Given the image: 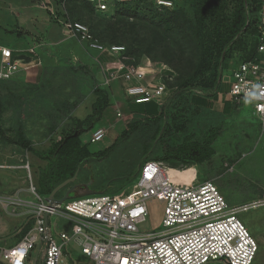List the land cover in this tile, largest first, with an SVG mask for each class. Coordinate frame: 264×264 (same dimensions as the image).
I'll list each match as a JSON object with an SVG mask.
<instances>
[{"label":"rangeland","instance_id":"374dc122","mask_svg":"<svg viewBox=\"0 0 264 264\" xmlns=\"http://www.w3.org/2000/svg\"><path fill=\"white\" fill-rule=\"evenodd\" d=\"M250 5L263 6L264 0ZM122 6L121 12L112 17L107 13V17L97 14L92 4L0 0V44L25 58L19 73L0 79V247L20 241L25 225L31 223V208L25 203L34 201L35 196L28 189L32 181L38 186L41 170L48 165L38 152L48 151L74 129L78 119L84 120L93 113L98 89L108 93L107 114L87 128L81 138L88 144L92 130L101 125L107 135L98 143L88 144L92 156L81 163L74 184L93 180L92 190L117 192L129 185L130 173L139 171L145 161L142 152L137 153L139 149L131 134L105 153H100V149L115 142L132 121L160 114L172 94L186 85L189 90L169 106L168 123L185 122L201 137L207 129L215 128L216 137L201 159H174L165 163L175 168L177 172L172 173L178 179L192 184L214 181L231 206L252 205L238 216L259 241L254 264H264V126L255 116L252 102H232L230 109L214 110L205 103L206 95L199 90L214 78L220 61L216 45L210 43L215 30L228 31L241 7L240 1L216 0L213 4L206 0H185L180 7L169 10L156 7L150 0L127 1L119 7ZM73 21L85 23L107 45H125V52L111 56L107 52L89 51L94 59L87 62L78 53L81 40L67 36L65 22ZM255 32L251 25L236 39L232 65L254 47ZM206 51L210 65L200 67L207 59ZM119 61L144 68L170 66L174 73L167 79L170 92L161 101L130 104L123 110L122 90L113 87V82L102 84ZM228 74L229 69H225L222 87L229 79ZM118 109L121 116L117 115ZM22 136L28 139L29 147L22 143ZM147 206L149 214L141 228L158 231L162 228L165 204L161 199L151 198ZM50 220L54 223L56 218ZM59 227L70 230L64 220L59 221ZM73 251L69 260L74 257ZM71 262L86 264L81 258ZM0 264H6L1 260V252Z\"/></svg>","mask_w":264,"mask_h":264},{"label":"built area","instance_id":"2783aa9c","mask_svg":"<svg viewBox=\"0 0 264 264\" xmlns=\"http://www.w3.org/2000/svg\"><path fill=\"white\" fill-rule=\"evenodd\" d=\"M83 1L99 12L114 13L119 3L132 0ZM150 1L160 9H172L183 0ZM65 24L67 34L91 49L111 56L123 55L126 50L124 45L101 42L81 21ZM258 39L263 57L231 65L229 95L234 103L252 102L254 114L264 126V6ZM23 59L14 49L0 44V79L19 73ZM173 75L168 65L144 68L119 61L107 82L123 78L126 97L141 105L166 97L170 92L166 79ZM106 135V129L98 126L92 130L89 143H98ZM172 171L177 172L163 161L148 160L121 191L74 196L63 202L40 194L31 180L28 190L35 200L25 203L31 208V227L20 241L0 247L1 260L6 264H71L67 258L77 245L91 264H254L259 241L238 216L252 205L231 206L214 181L192 184L178 179ZM151 198L165 204L158 231L141 228ZM51 218L56 221L52 223ZM61 220L70 230L59 227Z\"/></svg>","mask_w":264,"mask_h":264},{"label":"trees","instance_id":"16d2710c","mask_svg":"<svg viewBox=\"0 0 264 264\" xmlns=\"http://www.w3.org/2000/svg\"><path fill=\"white\" fill-rule=\"evenodd\" d=\"M59 2H74L80 3L81 5L89 6L91 3L85 2L83 0H58ZM185 0L181 3H177L174 8L180 7ZM240 9L236 11L232 24L228 31H222L217 28L214 33V38H212V45H216L215 49L220 55V61L218 65L216 64V69L214 71V78L208 81L205 87L201 90L206 97H214L222 89V76L225 69H230L231 67V55L233 51V44L236 39L247 32L252 25L255 29L254 34V47L249 50L247 56L241 61H249L255 58L261 59L263 54L258 51V34H259V23H260V12L263 6L251 8L250 3L256 2L257 0H239ZM152 2V1H151ZM215 4L216 0H206ZM123 3V2H122ZM122 3H119L114 13H108L109 17L115 16L117 13L121 12L123 9L119 7ZM93 5V4H92ZM94 6V5H93ZM172 8V9H174ZM96 9V8H95ZM169 10V9H164ZM97 14L107 16V13L97 11ZM107 16V17H108ZM82 22V21H81ZM91 31V30H90ZM92 32V31H91ZM93 33V32H92ZM103 42L102 40H100ZM104 43V42H103ZM117 44V43H115ZM107 45V44H106ZM112 45V44H110ZM121 45V44H119ZM125 46V45H124ZM126 47V46H125ZM209 51V49H207ZM206 51V54L207 52ZM205 61L200 64V67L207 65L209 66L210 57L207 54ZM240 62V61H238ZM237 62V63H238ZM204 64V65H203ZM170 67V66H169ZM174 74V73H173ZM221 79V81H220ZM166 82L167 79H166ZM168 84V83H167ZM168 87H171L168 84ZM190 88H195L191 87ZM176 90V89H175ZM189 90L186 85L178 88L166 101L164 108L160 114L155 116H148L142 120L132 121L127 129L123 130L115 140V142L108 148L99 151L100 153H105L121 138H127L130 134L135 137L136 146L138 147L137 153L142 152V159L145 161L141 166L148 160H158V161H169L174 159L182 160H199L204 155H206L211 143L216 137L215 128L207 129L205 135L201 137V133L192 131L193 129L187 125L185 122L180 124L168 123V110L169 106L175 98L179 97L183 92ZM99 98L95 101L93 105V113L89 115L84 120H77L76 126L70 132H67L63 137L52 145L46 152H38L40 158L48 161V165L41 170V176L38 181V186H36L37 191L40 194L50 195L51 192L61 183L67 179L72 178L81 166L84 160H87L92 156V152L88 147V144L84 143L81 138L82 133L91 128L98 120L102 118V115L106 108L109 106L108 93L104 89H98ZM146 103V104H151ZM155 103V102H153ZM233 104V103H232ZM235 106V105H234ZM233 107V105H232ZM87 123V125H86ZM78 132L77 135L75 133ZM22 143L29 147V141L24 136L21 137ZM167 164V163H166ZM141 168V167H140ZM140 171V169H139ZM139 171L130 173L128 178V184H130L135 177L138 175ZM73 183L67 185L57 192L56 198H61L68 187ZM125 185V186H127ZM64 191L63 195L60 193ZM121 191V189L119 190ZM107 192V191H104ZM118 192V191H117ZM31 227V223L25 225V233Z\"/></svg>","mask_w":264,"mask_h":264},{"label":"crops","instance_id":"0c3cea01","mask_svg":"<svg viewBox=\"0 0 264 264\" xmlns=\"http://www.w3.org/2000/svg\"><path fill=\"white\" fill-rule=\"evenodd\" d=\"M17 31H21V30H18ZM18 35H21L19 34V32H17ZM68 37L72 38V35H67ZM67 37V38H68ZM74 37V36H73ZM76 38V37H75ZM78 39V38H77ZM80 41V40H79ZM57 43V42H56ZM82 43V44H81ZM57 45H60V43H58ZM80 52H78L79 54H81L82 57L85 58V60L88 61H91L93 60L94 58L91 57L90 55V52L89 51H93V52H99L97 50H94V49H91L86 42L84 41H81L80 42ZM77 54V53H76ZM229 75V74H228ZM231 78H230V75H229V79L227 80L226 79V83H224L222 89L218 92V94L214 97H206V100H205V103H209V106H211L214 110H227V109H230L232 107V99L230 98V95H229V91H230V83H231ZM113 82V87H115L116 89H121L122 90V97H121V104L123 107H120L118 105V107L122 108L123 110H126L127 108V105H130V104H133V105H139V104H135V103H132L125 95V92H124V87L126 86V82L124 81L123 78H117V79H110L109 82H107V80H105L102 84H105L106 86L107 85H110V83ZM115 82V83H114ZM118 87V88H117ZM126 106V107H125ZM151 106V105H150ZM109 108V106H108ZM108 108H106V110H108ZM106 110L104 111L102 117H105V115L107 114ZM121 112L120 109H118V113ZM117 114V113H116ZM122 114V112H121ZM118 115V114H117ZM107 120H111V118H107ZM102 126V125H101ZM103 127V126H102ZM114 142V140H113ZM113 142L111 144H108L106 146H104L103 148H101L100 150H104L108 147H110ZM33 194V193H32ZM260 237V236H259ZM261 241V237L259 239ZM74 257L72 258V260H69V258H67V260H69V262L72 264L71 261H79L80 258L83 260V262H85L86 264H91L90 260L87 259L84 255H82L81 251L79 250V248L77 249V247L74 245ZM73 256V255H72ZM80 256V257H79ZM70 257V256H68ZM32 261H30L29 264H31ZM35 264V263H34ZM78 264V263H77ZM209 264H219V263H209Z\"/></svg>","mask_w":264,"mask_h":264},{"label":"water","instance_id":"95a60500","mask_svg":"<svg viewBox=\"0 0 264 264\" xmlns=\"http://www.w3.org/2000/svg\"><path fill=\"white\" fill-rule=\"evenodd\" d=\"M77 134L78 132L75 133V135ZM77 178L78 174L76 173L72 178L67 179L66 181L58 185L49 195V200L63 202L66 199L72 198L74 196H84L97 193L96 191L91 189V184L93 183V180H90L87 183L74 184ZM71 183L73 184L67 188L65 194L61 198H56L57 192ZM72 193H74L75 195H72Z\"/></svg>","mask_w":264,"mask_h":264},{"label":"bare ground","instance_id":"6f19581e","mask_svg":"<svg viewBox=\"0 0 264 264\" xmlns=\"http://www.w3.org/2000/svg\"><path fill=\"white\" fill-rule=\"evenodd\" d=\"M173 174V173H172Z\"/></svg>","mask_w":264,"mask_h":264}]
</instances>
